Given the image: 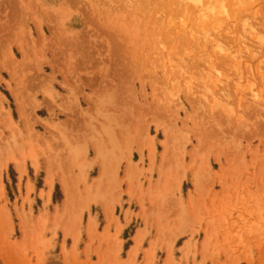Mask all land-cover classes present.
<instances>
[{"label":"rangeland","instance_id":"obj_1","mask_svg":"<svg viewBox=\"0 0 264 264\" xmlns=\"http://www.w3.org/2000/svg\"><path fill=\"white\" fill-rule=\"evenodd\" d=\"M239 2L0 0V264H264V0Z\"/></svg>","mask_w":264,"mask_h":264},{"label":"bare ground","instance_id":"obj_2","mask_svg":"<svg viewBox=\"0 0 264 264\" xmlns=\"http://www.w3.org/2000/svg\"><path fill=\"white\" fill-rule=\"evenodd\" d=\"M178 1H180L182 4H184V5H187V4H190V5H197V7L199 8V10H200V8H205L203 5H201V0H178ZM234 1V3L235 4H238V2H239V0H233ZM207 3V2H206ZM205 3V4H206ZM212 3V2H211ZM240 3V2H239ZM216 4V3H215ZM210 6V5H209ZM213 8V7H212ZM211 7H210V9H212ZM216 8V7H215ZM218 9V8H217ZM216 9V10H217ZM208 10V9H207ZM206 10V11H207ZM224 10V9H223ZM201 11H203V10H201ZM198 12V11H197ZM203 17V16H202ZM209 18V17H208ZM211 18V17H210ZM212 19V18H211ZM198 22H200V21H198ZM207 22V21H206ZM204 23V22H203ZM207 24V23H206ZM201 25H202V23H201ZM198 26V25H197ZM203 26V25H202ZM210 28V27H209ZM190 32H191V30H190ZM186 34H188V33H186ZM203 34V33H202ZM192 37L194 36V34H190ZM198 35V34H197ZM197 35H195V36H197ZM207 36V35H206ZM199 37H200V35H199ZM203 37H204V35H203ZM194 38V37H193ZM196 38V37H195ZM202 38V37H201ZM200 38V39H201ZM208 38V37H207ZM204 39V38H203ZM194 40V39H193ZM205 40V39H204ZM21 46V45H20ZM216 47H219V45L218 44H216ZM21 48V47H20ZM19 49V48H18ZM22 50V49H21ZM21 50H20V53H21ZM24 51V50H23ZM24 53V52H23ZM22 53V54H23ZM5 67H6V65H4ZM4 67V68H5ZM3 68V69H4ZM10 69V68H9ZM15 69V68H14ZM11 70V69H10ZM9 71V70H8ZM10 74V73H9ZM12 74V73H11ZM12 97H13V99H14V102H15V105H16V107H17V110H18V112L21 114V113H23V111H24V108H23V106H22V102H21V100H20V95H19V93L15 90H13L12 91ZM151 151V150H150ZM152 153V152H151ZM165 154V153H164ZM96 155H97V157H102V152H101V150L99 149V148H97L96 147ZM9 158L10 159H7V160H4L3 162H1V164H0V167H6V165H7V162H9L10 160L14 163V165H15V169H16V171H17V173L21 176L22 174H23V172H24V163H25V161H24V159L23 158H20V159H17V158H15L14 157V159H11V157L9 156ZM30 160H31V164H32V166L34 167V168H36L37 167V165H36V161L34 160V158H30ZM105 164V163H104ZM49 168V167H48ZM117 168H118V163H116V165L112 168V172H114V174H115V172H116V170H117ZM105 174H107V170L106 169H104L103 167H101V174L99 175V180L101 179V177L102 176H104ZM46 184H47V186H48V189L49 190H51V188H52V175H51V171L48 169L47 170V178H46ZM62 184H65V186L63 185V189H64V193H65V197H66V200L64 201V207H67V205L69 204V202H70V197H71V194H70V192H69V189H68V187H67V184L65 183V182H62ZM49 190H48V192H49ZM105 214H106V216H108V214H109V211L108 210H106L105 211ZM92 228V225L91 224H89V226H88V230H90ZM131 256V258L133 259V257H134V255L132 254V255H130Z\"/></svg>","mask_w":264,"mask_h":264},{"label":"crops","instance_id":"obj_3","mask_svg":"<svg viewBox=\"0 0 264 264\" xmlns=\"http://www.w3.org/2000/svg\"><path fill=\"white\" fill-rule=\"evenodd\" d=\"M94 164H97L98 165V163H94ZM93 165H91L90 167H92ZM98 167H99V165H98ZM15 171H16V169H15ZM17 172V171H16ZM24 173V172H23ZM45 174H46V178H47V171L45 172ZM99 175L101 174V169H100V167H99V173H98ZM98 175V176H99ZM97 176V178L96 179H94V180H97L99 177ZM45 180V179H44ZM45 183H46V180H45ZM45 183L43 182V188H42V190H46V188H45ZM48 188V187H47ZM52 195V191H51V194H50V196ZM122 203H123V205L124 206H122V217H121V219H119V223H120V226H121V230H120V235L119 236H122V234L124 233V231H126V229L128 228V227H130L132 224H137V227H134V232H133V234L130 236V238H128V241H130L131 243H130V246L128 247V250L126 251V252H128L129 250H131V249H133V246H134V243H133V238L135 239V237H136V235L137 234H142V230L144 229V220H143V218H141V216H137L136 215V213L138 212L137 210V203H136V201H134V200H123L122 199ZM133 205V207H135L137 210H136V213L134 212V210H131V206ZM144 206V208H147V205H143ZM118 209V206H115L114 207V211H116ZM125 211H129L130 213H131V216H128V218H127V220H124V218H123V214L125 213ZM105 219V218H104ZM106 226V223H104L103 225H102V228L103 227H105ZM113 230H114V224H111L110 225V230H109V232L110 233H112L113 232ZM97 232L98 233H100V231H98L97 230ZM137 232H139V233H137ZM151 234H152V231H148V228H147V230H146V235L143 237L144 238V240H147L149 237H151ZM58 235V234H57ZM83 237L85 238V239H87L88 237H87V235H86V232L83 234ZM59 246L61 245V243H59L58 244ZM123 245H124V241H122V243H121V249L123 248ZM135 248V247H134Z\"/></svg>","mask_w":264,"mask_h":264}]
</instances>
